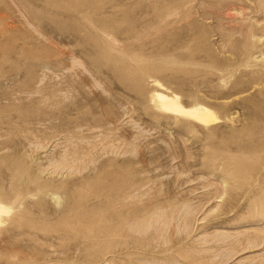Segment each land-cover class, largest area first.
Listing matches in <instances>:
<instances>
[{
	"label": "rangeland",
	"instance_id": "obj_1",
	"mask_svg": "<svg viewBox=\"0 0 264 264\" xmlns=\"http://www.w3.org/2000/svg\"><path fill=\"white\" fill-rule=\"evenodd\" d=\"M0 209V264H264V0H0Z\"/></svg>",
	"mask_w": 264,
	"mask_h": 264
},
{
	"label": "bare ground",
	"instance_id": "obj_2",
	"mask_svg": "<svg viewBox=\"0 0 264 264\" xmlns=\"http://www.w3.org/2000/svg\"><path fill=\"white\" fill-rule=\"evenodd\" d=\"M161 102L170 108H173L175 110H178V104L175 100L171 99V98H167L166 96H161ZM182 112L188 113L193 115L195 118H197L199 121L205 123V124H209L211 122L217 121L218 117H216L208 108L206 107H201V106H197V107H192L190 109H184L181 108ZM1 211V209H0Z\"/></svg>",
	"mask_w": 264,
	"mask_h": 264
}]
</instances>
